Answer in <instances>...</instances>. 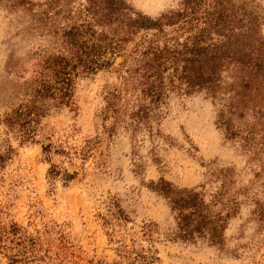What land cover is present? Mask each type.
I'll return each mask as SVG.
<instances>
[{
  "label": "rangeland",
  "instance_id": "374dc122",
  "mask_svg": "<svg viewBox=\"0 0 264 264\" xmlns=\"http://www.w3.org/2000/svg\"><path fill=\"white\" fill-rule=\"evenodd\" d=\"M125 1L151 18L178 3ZM230 1L257 17L264 39V0ZM86 7L87 0H0V114L14 96L30 93L34 64L58 46L62 30L89 20ZM121 62L76 79V108L50 107L31 142L0 125V149L10 143L16 153L0 171V264H145L142 254L157 258L150 264H264V124L247 111L231 122L248 142L232 141L218 124L217 100L171 93L152 133L108 132L104 98L120 83ZM51 164L74 178L49 179ZM223 169L230 171L226 198L238 202L223 245L173 240V216L151 182L162 178L209 198Z\"/></svg>",
  "mask_w": 264,
  "mask_h": 264
},
{
  "label": "trees",
  "instance_id": "16d2710c",
  "mask_svg": "<svg viewBox=\"0 0 264 264\" xmlns=\"http://www.w3.org/2000/svg\"><path fill=\"white\" fill-rule=\"evenodd\" d=\"M85 12L89 20L62 30L58 46L34 64L25 99L14 96L16 102L0 114V125L14 131L20 143L34 139L50 107L76 108V79L108 70L119 58L123 74L106 92L102 110V119L112 120L108 132L120 127L132 135L152 133V122L161 119L171 93H203L217 100L218 124L229 140L248 142L249 134L231 122L247 111L255 125L264 124V39L250 11L230 0H178L175 9L151 18L125 0H87ZM52 149L51 144L42 148L49 162ZM15 154L10 143L0 149V171ZM47 176H62L66 183L74 173L51 164ZM229 176L228 169L220 171V190L209 198L203 190L179 188L162 178L151 182L173 216V240L223 245L238 207L236 198H226ZM142 229L151 237L150 226ZM13 230L18 232L16 225ZM139 257L145 264L157 259Z\"/></svg>",
  "mask_w": 264,
  "mask_h": 264
}]
</instances>
